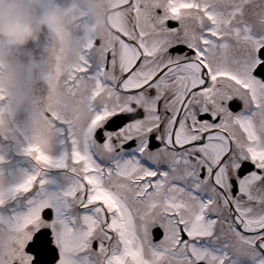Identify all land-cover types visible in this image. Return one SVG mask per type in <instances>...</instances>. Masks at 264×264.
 Masks as SVG:
<instances>
[{
  "label": "snow or ice",
  "instance_id": "1",
  "mask_svg": "<svg viewBox=\"0 0 264 264\" xmlns=\"http://www.w3.org/2000/svg\"><path fill=\"white\" fill-rule=\"evenodd\" d=\"M120 7L45 81L72 150L0 186V264H264V0Z\"/></svg>",
  "mask_w": 264,
  "mask_h": 264
},
{
  "label": "clouds",
  "instance_id": "2",
  "mask_svg": "<svg viewBox=\"0 0 264 264\" xmlns=\"http://www.w3.org/2000/svg\"><path fill=\"white\" fill-rule=\"evenodd\" d=\"M121 2L0 0V133L11 130L18 112L31 109L33 140L48 144L46 79L75 60L83 22L97 36L113 31Z\"/></svg>",
  "mask_w": 264,
  "mask_h": 264
},
{
  "label": "rangeland",
  "instance_id": "3",
  "mask_svg": "<svg viewBox=\"0 0 264 264\" xmlns=\"http://www.w3.org/2000/svg\"><path fill=\"white\" fill-rule=\"evenodd\" d=\"M43 94V93H41ZM32 112L25 109L14 117L10 131L0 133V186L10 187L23 182L29 173L42 168L35 156L27 151L33 140ZM53 157H60L72 150L70 130L57 124L50 129V139L45 146ZM4 172L6 174H4ZM43 175L49 178V184L59 186L66 183L71 175L70 167L48 166L43 168Z\"/></svg>",
  "mask_w": 264,
  "mask_h": 264
},
{
  "label": "flooded vegetation",
  "instance_id": "4",
  "mask_svg": "<svg viewBox=\"0 0 264 264\" xmlns=\"http://www.w3.org/2000/svg\"><path fill=\"white\" fill-rule=\"evenodd\" d=\"M59 185H63L64 183H61V181L58 183ZM5 187V186H4Z\"/></svg>",
  "mask_w": 264,
  "mask_h": 264
}]
</instances>
